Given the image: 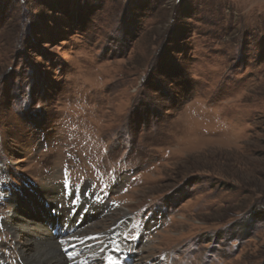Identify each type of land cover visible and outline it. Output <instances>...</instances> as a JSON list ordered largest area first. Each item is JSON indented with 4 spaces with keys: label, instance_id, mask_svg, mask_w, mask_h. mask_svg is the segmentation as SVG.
Here are the masks:
<instances>
[{
    "label": "rangeland",
    "instance_id": "374dc122",
    "mask_svg": "<svg viewBox=\"0 0 264 264\" xmlns=\"http://www.w3.org/2000/svg\"><path fill=\"white\" fill-rule=\"evenodd\" d=\"M59 201L94 254L264 264V0H0L6 264Z\"/></svg>",
    "mask_w": 264,
    "mask_h": 264
},
{
    "label": "bare ground",
    "instance_id": "6f19581e",
    "mask_svg": "<svg viewBox=\"0 0 264 264\" xmlns=\"http://www.w3.org/2000/svg\"><path fill=\"white\" fill-rule=\"evenodd\" d=\"M74 199H75V203L73 204V202H71L72 205L80 204L79 202H77L76 198ZM34 213L37 214V216ZM34 213L30 214L29 212H27V214L24 215V217H22L19 215L21 213L15 210L16 220L19 221L18 223H20L19 225H17V228H19L20 230L22 229L21 232L17 233L16 231H14V228L11 226L12 225L11 222L9 224L7 223L11 228V231L10 230L9 231L14 236L15 239L22 240L21 237L23 233L24 236L27 237V240H25L27 243L20 248L22 255L20 257V262H18V264H71V263L79 264L81 262L80 259L85 257H89L90 264H104L103 255L94 254L95 250L99 247L98 244L99 242H97L96 240L93 241L91 240L86 243L81 242L84 241L86 237L91 236L89 234L87 236H81V234L79 233L86 228L85 223L87 222H84L83 224H81L79 228H77V232L75 234L80 237V240L73 241V243L76 245L77 248L76 250L72 249L71 252L73 258H69L64 255L63 251H61L62 247L59 244V239L62 238L61 234L59 237L53 235L55 237L53 238L52 235L50 234L51 231L49 232L50 224L47 225L45 224L44 219L38 218L39 212L35 211ZM29 221H34L33 225H30ZM121 224H122L121 226H119L120 223L115 225L111 233L102 235L104 241L108 243V250L112 249L113 251L118 250V252H120V250L123 249V247L121 246L112 247V244L114 243V241H116L115 236L126 227V224L124 223ZM107 237L109 242L108 240L107 241L105 240ZM18 245H20V243H18ZM28 246H30L31 248L28 249ZM91 247L93 248L90 250ZM135 249H136L135 247H132L130 252L133 253L132 250ZM133 255H131L132 258L130 257L129 259H133ZM9 256L15 258L16 254L15 252H12ZM5 262L6 261L4 257H2L1 255L0 264H6ZM121 263L126 264L127 262L122 261Z\"/></svg>",
    "mask_w": 264,
    "mask_h": 264
},
{
    "label": "snow or ice",
    "instance_id": "6c2138e0",
    "mask_svg": "<svg viewBox=\"0 0 264 264\" xmlns=\"http://www.w3.org/2000/svg\"><path fill=\"white\" fill-rule=\"evenodd\" d=\"M88 186L91 187V184L89 183ZM68 187H72L73 190L75 189V185L74 184H70L66 180L65 183L63 184V188L67 189ZM74 203H75V201H73V204ZM90 239H96V238L95 237H91ZM76 240H80V237L77 236L75 233H72V234H69L68 239L63 242V243H67L69 245V247L63 249V252H64L65 256H67L69 258H72V252L69 249L76 247V245L73 243V241H76ZM81 242L83 243L85 241H81ZM109 259L111 260L112 257H109Z\"/></svg>",
    "mask_w": 264,
    "mask_h": 264
}]
</instances>
